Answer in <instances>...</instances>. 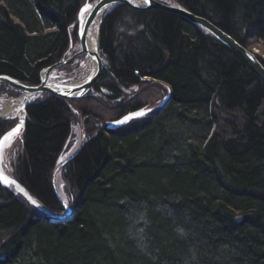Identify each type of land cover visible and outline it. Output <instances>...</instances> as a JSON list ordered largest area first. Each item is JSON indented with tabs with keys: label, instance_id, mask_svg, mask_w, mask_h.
Wrapping results in <instances>:
<instances>
[{
	"label": "trees",
	"instance_id": "trees-1",
	"mask_svg": "<svg viewBox=\"0 0 264 264\" xmlns=\"http://www.w3.org/2000/svg\"><path fill=\"white\" fill-rule=\"evenodd\" d=\"M175 2L244 47L264 46V0ZM79 5L0 0V76L39 85L44 69L67 58ZM98 48L100 81H112L115 97L149 78L168 84L170 100L157 115L100 130L62 166L75 194L69 222L0 188V264H264V85L228 48L160 10L115 7ZM66 102L49 95L26 106L24 156L13 170L57 214ZM11 126L0 120V137Z\"/></svg>",
	"mask_w": 264,
	"mask_h": 264
},
{
	"label": "rangeland",
	"instance_id": "rangeland-1",
	"mask_svg": "<svg viewBox=\"0 0 264 264\" xmlns=\"http://www.w3.org/2000/svg\"><path fill=\"white\" fill-rule=\"evenodd\" d=\"M95 1H98V0H80L79 11L77 13V17L79 15L81 6L83 7L84 5L88 3H94ZM155 1L163 3V4L165 3L168 5H174V6L178 5L175 2V0H155ZM118 6L120 5H117L116 7ZM111 10L113 9H109L105 11L101 16H99L97 20L92 24L90 30H88L87 35L89 33L95 35L94 45L92 47L90 46V48L92 49L95 48V44L98 45L99 29H100L101 22L103 18L106 16V14L109 13ZM77 17H76V22L72 25L71 31L72 32L75 31V34L71 36L70 47L66 53L67 58L65 60H62V62H60L62 64L60 67L55 68L51 71H47L46 74L43 75V76H47L46 81L50 88L56 89L54 85L60 86V85L78 84L84 81L85 79H87L94 71L95 64L93 60L87 54H78L81 50V46H80V40L77 35V29H78L77 27L78 18ZM47 32H51V31L49 30ZM205 34L208 36L207 33ZM208 37L213 39V37L211 36H208ZM250 47L252 48L253 51L255 49H258L260 53V54L259 53L257 54L260 57L259 61L261 63L264 62V46L260 42L256 40H252ZM102 59L104 63L103 67L104 69H106V61L103 57ZM51 67L46 68L41 72L40 80H41L43 72L45 70L50 69ZM145 79L147 83H140L137 86H131V87L120 86L121 95L118 98L115 97V95L117 94H114L112 91H110L106 87L108 83L112 81L108 79H104L103 81H100L101 80L100 79L99 82L101 83V86H104V87H101L99 91H96L93 89L86 97L79 99V100L64 99L67 101L66 104L70 112L71 135L69 136L65 149L58 160L57 168L53 173V186H56V192L59 196L57 194L56 195L61 205L63 203L67 207L72 208L73 202L75 201L74 191L71 187H69V185L66 183L63 177L64 173L62 171L63 169L62 166L66 160H68L70 157L75 155L82 148V146L85 145V143H87V141L92 136L95 137V134L99 132L100 130L103 129L107 132L116 131V130H108L106 128L107 124L109 122L120 120L121 118L128 115L129 113L134 112L133 110L131 111L130 108H132L136 104H142L143 107H147L148 109L153 108L159 103H161L162 100L167 95H169V99L165 104V107H166L167 103L170 100V95H171V91L168 87V84H165L161 81H156L153 79L149 80V78L148 79L145 78ZM27 86H30V85H27ZM49 95L50 94L27 96L26 101H25L24 110L26 106L28 105V101L33 103L34 101L41 99L42 96L44 97V96H49ZM22 96L23 94L18 92L16 89L10 86L2 87V85H0V117H2L1 113H3L6 110L4 103H6L7 101H17ZM138 110L140 109H137L135 111H138ZM25 116L27 117L26 110H25ZM3 118L8 119V121L12 123V126L17 124L20 119L17 117V113L11 114V116H3ZM140 120H144V118L133 120L122 128H126L130 124L140 121ZM20 155H21V152L17 144L9 150V152L7 153L5 162H4L5 168L8 171L11 170V166L15 163L14 161L19 159ZM33 212L43 214L42 212L38 211L35 208ZM64 213H65V209L63 207V212H60L59 214H64ZM52 222L66 223L69 221L63 220V221H52Z\"/></svg>",
	"mask_w": 264,
	"mask_h": 264
},
{
	"label": "water",
	"instance_id": "water-1",
	"mask_svg": "<svg viewBox=\"0 0 264 264\" xmlns=\"http://www.w3.org/2000/svg\"><path fill=\"white\" fill-rule=\"evenodd\" d=\"M117 5H125L131 9L139 10V11L160 10L184 18L185 20L195 25L196 27L204 29L207 32L208 36L213 37V39L217 40L223 46L228 48L232 53L238 56L245 63V65L248 68H250V70L258 78V80L264 85L263 64L257 59V57L254 54L247 52L231 36L223 32L222 30L218 29L207 19L201 16H197L191 12H188L179 5L174 6L165 3L163 4L155 0H98L95 1L94 3H88L80 9L78 15V21H77V27H78L77 35L80 40L81 50L78 54H87L95 64L93 73L84 81L75 85H60V86L54 85L56 89L50 88L46 81L47 76H43V75L46 74L47 71H51L55 68L60 67L62 64L59 63L43 72L40 80V84L37 86H27L19 82L18 80L8 76H1L0 84L3 83L16 89L18 92L23 94V97H27L30 95H41V94H50L67 100H79L86 97L99 82L104 70L103 67L104 63L99 53L98 45L95 44V48L93 49L87 45V32L88 30H90L92 24L97 20L99 16H101L105 11L116 7ZM86 8L88 12L85 10ZM168 99H169V95H167L162 100L161 103H159L157 106L153 108L134 111L124 116L120 120L109 122L106 128L108 130H117L126 126L128 123H130L133 120L144 118L150 112H153L152 110L165 106ZM25 124H26V119L25 118L20 119L16 124V126L7 133H5L0 139V186L5 189H11L14 187L15 189L14 193L16 195H19L30 206L42 212L52 221H63V220L69 221L73 215L72 208L67 207L65 204L62 203L65 209V213L63 215H57L50 212L39 201L33 198L32 195L29 193V191L22 184H20L15 179H13L9 175V173L6 172L5 165H3L4 163L2 164V162L4 161L3 155L5 153V150L9 148L12 145L13 141L21 135L20 133L25 129ZM17 128H19L18 134L11 135L13 133V130ZM5 137H7V139H5ZM29 197L31 199H29ZM32 201H35V204Z\"/></svg>",
	"mask_w": 264,
	"mask_h": 264
},
{
	"label": "bare ground",
	"instance_id": "bare-ground-1",
	"mask_svg": "<svg viewBox=\"0 0 264 264\" xmlns=\"http://www.w3.org/2000/svg\"><path fill=\"white\" fill-rule=\"evenodd\" d=\"M182 7V6H181ZM185 10H187L185 7H183ZM188 12H190L189 10H187ZM192 13V12H191ZM196 15V14H195ZM197 16H199V15H197ZM190 23V22H189ZM193 25V24H192ZM213 25H215V24H213ZM193 26H195V25H193ZM218 29H220L217 25H215ZM196 27V26H195ZM197 28H199V27H197ZM199 29H201L203 32H205V33H207L204 29H202V28H199ZM221 30V29H220ZM230 36V35H229ZM217 41V40H216ZM236 41V40H235ZM94 42H95V35H93V34H88L87 35V45L90 47H92L93 45H94ZM218 42V41H217ZM237 42V41H236ZM219 43V42H218ZM221 44V43H220ZM222 45V44H221ZM250 45H251V41L249 42V44H248V46H246V47H244V46H242L247 52H250V53H252V54H254L256 57H257V59L259 60V56L257 55L258 53H259V51H258V49H255L254 51L252 50V48L250 47ZM234 54V53H233ZM260 54V53H259ZM238 57V56H237ZM240 59V58H239ZM241 60V59H240ZM242 61V60H241ZM243 62V61H242ZM244 63V62H243ZM245 64V63H244ZM246 66V65H245ZM247 67V66H246ZM250 69V68H249ZM254 74V73H253ZM1 77V76H0ZM25 101H26V98H24L23 96L19 99V100H17V101H7L6 103H4V106H5V111L3 112V113H1V116L2 117H0V120H8V119H4L3 118V116H11V114H14V113H17V117L18 118H23L24 116H25V110H24V106H25ZM157 106V105H156ZM165 108V106H163V107H161V108H157V109H154V110H152L153 112H150L148 115H146L144 118H149V117H151L152 116V114H154V115H157V114H159L161 111H163V109ZM141 109H148L147 107H142V108H140V110ZM217 113L218 112H216V115H214L215 116V121H214V123L215 124H218L219 125V129L221 130V131H227L228 129H227V126L225 125V123L223 122V120H221V119H219V118H217ZM16 126V124L14 125V126H11V128L10 129H8L5 133H7L8 131H10L12 128H14ZM25 128H26V124H25ZM216 128H217V126H215L214 127V130H216ZM4 133V134H5ZM4 134H2V136L4 135ZM21 135L17 138V139H15L14 141H13V143H12V145L9 147V148H7L6 150H5V153H4V155H3V162H2V164L5 162V159H6V156H7V153L9 152V150L13 147V146H15L16 144L19 146V150H20V152H21V155H20V157H19V159H17L16 161H14L15 163L11 166V170L10 171H8V170H6V172L7 173H9V175L13 178V179H15L17 182H19L15 177H14V175H13V170L15 169V167H16V165L18 164V162L23 158V156H24V149H23V140H24V135H25V129L20 133ZM1 136V137H2ZM1 137H0V139H1ZM4 165V164H3ZM0 188L1 189H4V190H8V191H10V192H14L15 191V189H14V187L13 188H11V189H5V188H2L1 186H0ZM15 194V193H14Z\"/></svg>",
	"mask_w": 264,
	"mask_h": 264
},
{
	"label": "snow or ice",
	"instance_id": "snow-or-ice-1",
	"mask_svg": "<svg viewBox=\"0 0 264 264\" xmlns=\"http://www.w3.org/2000/svg\"><path fill=\"white\" fill-rule=\"evenodd\" d=\"M85 10L87 11V8H86ZM18 132H19V128L14 129V130H13V133H12L11 135L18 134ZM5 139H7V137H5ZM29 199H31V198L29 197ZM32 202L35 204V201H32Z\"/></svg>",
	"mask_w": 264,
	"mask_h": 264
}]
</instances>
